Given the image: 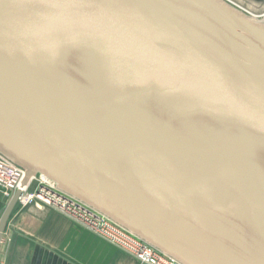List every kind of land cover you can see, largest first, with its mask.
<instances>
[{"label":"water","instance_id":"water-1","mask_svg":"<svg viewBox=\"0 0 264 264\" xmlns=\"http://www.w3.org/2000/svg\"><path fill=\"white\" fill-rule=\"evenodd\" d=\"M0 155L180 264H264V13L0 0Z\"/></svg>","mask_w":264,"mask_h":264},{"label":"crops","instance_id":"crops-1","mask_svg":"<svg viewBox=\"0 0 264 264\" xmlns=\"http://www.w3.org/2000/svg\"><path fill=\"white\" fill-rule=\"evenodd\" d=\"M264 11L261 0H249ZM9 201L0 189V211ZM0 264H139L122 249L53 209L17 204L0 243Z\"/></svg>","mask_w":264,"mask_h":264},{"label":"built area","instance_id":"built-area-1","mask_svg":"<svg viewBox=\"0 0 264 264\" xmlns=\"http://www.w3.org/2000/svg\"><path fill=\"white\" fill-rule=\"evenodd\" d=\"M23 177V170L0 155V189L8 199L19 191L17 204L22 208L56 210L80 227L133 256L139 264H180L111 220L62 193L43 177L32 178L24 186L21 183Z\"/></svg>","mask_w":264,"mask_h":264},{"label":"bare ground","instance_id":"bare-ground-1","mask_svg":"<svg viewBox=\"0 0 264 264\" xmlns=\"http://www.w3.org/2000/svg\"><path fill=\"white\" fill-rule=\"evenodd\" d=\"M230 1L233 4H235L236 6L240 7V9L246 11L249 14H252L251 10L259 9V6L254 5L249 0H234V1L230 0ZM243 6H245V7H243ZM263 13H264V11L261 14H263ZM252 15H256V14H252ZM43 179H46V178L43 177Z\"/></svg>","mask_w":264,"mask_h":264},{"label":"rangeland","instance_id":"rangeland-1","mask_svg":"<svg viewBox=\"0 0 264 264\" xmlns=\"http://www.w3.org/2000/svg\"><path fill=\"white\" fill-rule=\"evenodd\" d=\"M232 1H234V0H232ZM243 7H245V6H243ZM257 15V14H256ZM34 187V186H33Z\"/></svg>","mask_w":264,"mask_h":264}]
</instances>
